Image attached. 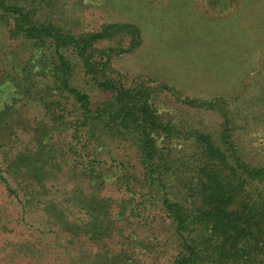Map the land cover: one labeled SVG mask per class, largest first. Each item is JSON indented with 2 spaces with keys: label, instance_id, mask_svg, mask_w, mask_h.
Here are the masks:
<instances>
[{
  "label": "trees",
  "instance_id": "16d2710c",
  "mask_svg": "<svg viewBox=\"0 0 264 264\" xmlns=\"http://www.w3.org/2000/svg\"><path fill=\"white\" fill-rule=\"evenodd\" d=\"M44 2L0 0V22L8 26V37L21 43L0 49V150L5 156L0 159V186L21 220L34 215L44 223L37 230L55 235L53 252L51 243L41 247L39 236L18 244L19 254H27L29 264H138L127 249L108 244L117 237L130 243L132 236L125 237L122 223L144 215L151 202L171 226L177 247L173 264H264V169L238 153L225 99L182 100L197 109L223 112L220 140L193 129L190 142L174 141L184 132L158 112L153 88L112 78L110 55L97 47L127 37L130 52L141 45L140 28L114 22L76 35L40 19ZM258 17L264 25V17ZM23 47L27 54H21ZM77 64L110 98L92 105L89 93L74 83ZM162 88L172 91L168 85ZM32 101L44 109L41 118L24 110ZM20 132L30 136L24 149L16 148ZM115 143L134 150L144 170L143 176L131 174L125 162L111 157L121 167L118 189L130 195L120 202L100 195L114 177L100 157L105 151L111 154ZM77 163L84 168L83 179L75 178L90 184L92 193L74 190V202L64 204L56 198V181L64 165L76 168ZM255 180L263 187H253ZM136 195L138 206L130 208ZM34 221L30 226L35 228Z\"/></svg>",
  "mask_w": 264,
  "mask_h": 264
},
{
  "label": "rangeland",
  "instance_id": "374dc122",
  "mask_svg": "<svg viewBox=\"0 0 264 264\" xmlns=\"http://www.w3.org/2000/svg\"><path fill=\"white\" fill-rule=\"evenodd\" d=\"M42 7L41 20H52L76 35L98 31L114 22L136 24L142 42L132 51H126L130 45L127 37H115L97 45L110 55L111 77H120L128 86H151L158 112L184 132L180 138H174L180 143L186 138L190 142L188 132L193 129L220 140L225 121L219 108L197 109L184 104L183 99H225L223 104H227L225 108L230 113L231 140L238 153L251 166L264 169V25L257 19L258 14L264 17L263 0H46ZM7 30L8 26L0 22V49L2 44L19 47L20 41L10 39ZM22 49L21 54L28 53L25 47ZM74 83L89 93L93 106L111 96L110 92L100 90L92 75L86 74L79 64ZM164 85L172 91L163 89ZM24 110L32 118H41L44 113L36 101L25 105ZM29 143L30 136L20 132L16 148L24 149ZM110 147L111 154L105 151L100 158L114 177L109 178L100 195L120 202L130 195L118 189L122 173L121 167L116 168L118 161L113 159L125 162L131 174L143 176L144 170L135 151L125 143ZM0 152V159L4 160ZM76 165V168L64 165L56 181L55 189L59 190L56 198L64 204L74 202L71 198L74 190L82 189L84 195L92 193L90 184L76 180L75 177L83 176L84 170L81 164ZM252 184L263 187L257 180ZM139 200V195L131 199L130 208L138 206L135 202ZM8 203L1 187L0 264H29L32 261L27 254H19L18 244L40 236L44 239L41 247L47 246L55 235L39 228L38 231L37 226L44 223L34 215L21 220V213ZM152 205L147 204L144 215L130 216L122 223L125 237L132 236L130 243H127L129 239L117 237L108 245L127 249L138 264H173L177 247L171 226L163 222L162 209ZM34 218L35 228L30 226ZM5 225L10 230H4Z\"/></svg>",
  "mask_w": 264,
  "mask_h": 264
}]
</instances>
